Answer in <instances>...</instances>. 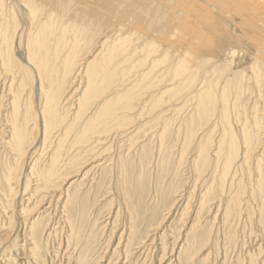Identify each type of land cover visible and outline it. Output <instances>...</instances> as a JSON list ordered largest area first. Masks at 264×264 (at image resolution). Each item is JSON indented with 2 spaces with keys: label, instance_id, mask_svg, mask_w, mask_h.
Here are the masks:
<instances>
[{
  "label": "bare ground",
  "instance_id": "6f19581e",
  "mask_svg": "<svg viewBox=\"0 0 264 264\" xmlns=\"http://www.w3.org/2000/svg\"><path fill=\"white\" fill-rule=\"evenodd\" d=\"M167 1L177 3V8ZM176 1L0 0V200L6 216L0 225V264L7 259L5 251L19 241L22 254L17 257H26L28 263L48 264L54 256V264H101L103 259L106 264H130L137 251H153L171 234V252L164 246L160 257L169 252L172 256L179 248L171 260L175 264H264V0H192L199 3L195 7L184 3L190 11L195 8V26L187 20L193 26L188 32L184 29L188 36L178 35L175 26L171 31L182 36L183 42L195 32V40H188L193 46L183 44V51L175 48L180 38L174 47L166 36L164 40L148 37L151 41L142 33L139 39L146 38L139 44L129 43L131 37L122 35L130 21L123 12H129L130 19L138 18L140 12L141 16L155 12L158 22L168 15L165 19L171 23L179 22L177 14L183 11H188L187 18L194 14ZM128 4L135 10L125 11ZM104 11L121 14L118 22L124 17L127 22L123 19L115 26L117 16L110 13L114 23L110 19L111 24L102 28L109 17ZM177 22L179 28L186 24ZM156 39L167 40L171 48L162 42L153 45ZM160 49L175 53L170 56L175 77L170 81L178 82L181 91L193 90L195 113L179 124L175 139L169 136L167 124L161 134L149 138V143L157 139L154 180L149 178L148 184L139 174L131 186L126 178L115 187L119 207L105 226L109 222L112 226L109 244L116 238L118 242L99 256L91 240L96 237L92 225L98 224V218L93 223L90 211L104 196L100 191L108 174L117 166L126 170L123 153L117 151L115 166L109 172L103 169V178L88 192L64 193L91 172H100L110 157L103 153L115 148L116 138L134 131L132 125L150 114L152 105L155 109L168 100L172 103L170 93L180 92L176 85L162 83L159 76L157 82L150 78L157 61L153 53H161ZM139 50L146 52L140 55ZM190 59H195V65H189ZM182 130L187 134L172 161L168 141L179 142ZM193 143L195 201L190 202L185 200L187 195L184 200V195L179 197L178 177ZM143 157L140 170L147 160ZM171 168L168 182L163 173ZM22 179L24 186L19 183ZM112 180L116 179L111 175L109 184ZM60 189L64 191L54 203ZM22 191H28L27 197L20 196L22 207L15 210L13 204ZM52 208L63 216L64 235L52 227L54 217L40 228ZM186 216L191 218L189 223ZM184 227L186 233L181 231ZM46 231L50 237L61 236L54 255H47L43 248L41 236Z\"/></svg>",
  "mask_w": 264,
  "mask_h": 264
},
{
  "label": "rangeland",
  "instance_id": "374dc122",
  "mask_svg": "<svg viewBox=\"0 0 264 264\" xmlns=\"http://www.w3.org/2000/svg\"><path fill=\"white\" fill-rule=\"evenodd\" d=\"M178 1V0H177ZM176 1V2H177ZM181 1V3L178 1V4H182V2H183V4L184 3H186V4H189L191 7H195L194 5L195 4H198L199 5V3H195V1H192V0H189V1H191V2H189L188 1V3L187 2H185V1H183V0H180ZM160 3V2H159ZM171 3H173L174 4V2L172 1H170V4ZM167 5H170V4H168V1H167V3H166ZM176 4L177 3H175L174 5H175V7H176ZM186 4H184V5H186ZM174 5H172L171 4V7L172 6H174ZM127 6H129V10H125V11H131V10H135V6L133 5L132 7H130V5L128 4ZM140 7V6H139ZM162 7H164V4H163V6ZM170 8V6H166V8L167 9H169ZM174 7V8H175ZM187 5H186V7H185V9H187ZM191 7H190V9H189V7H188V9H189V11L191 10ZM165 8V7H164ZM177 8V7H176ZM131 9V10H130ZM137 9H138V7H137ZM140 9H142V7H140ZM184 9V10H185ZM193 11V10H192ZM192 11H190V12H192ZM194 11H195V8H194ZM194 11L192 12V13H194ZM105 13H103L105 16L107 15V16H109L108 14H110V13H107L108 11H104ZM177 12V10H175V13ZM185 12H187L188 13V11H185ZM184 11H183V13H182V16H181V13H178L177 15H179V16H177V17H179V19H178V21L179 22H177V20H175L176 22H177V24L178 23H181L182 25H183V23H186V24H184L183 25V27L181 26V28H179L178 26H179V24L178 25H176V23H175V21L174 20H172V23H171V20H170V22H168L169 21V18L166 20L165 18L168 16H166V17H164V19H162L161 20V22H158V21H160L159 19H157V18H155L157 15H156V13L155 12H153V13H155V15L153 14V16L154 17H151L152 16V14L150 13L149 15L150 16H145L144 14L141 16L140 14L141 13H143V12H140V14L139 15H137V16H135V17H138V18H133V19H130L129 18V15H131L129 12H123V13H121L122 15H124V16H126L127 18H128V20H130V21H128L127 22V20H126V18L124 17V18H122V20L123 21H125V22H127V25H126V27L123 29V31L121 32L122 33V35H128V37H131L132 38V40H131V38L130 39H128V42H129V40H130V42H132V41H135V42H132V43H136V41H137V43L139 42V44H141V43H143V41H145V38L146 39H149V38H158V37H160V39L162 38V37H164V36H166V38L165 39H167L168 38V41L169 42H171L172 43V45L174 46V44L175 43H177V42H179V44H178V47H175V48H178V50H180V51H183L184 49H186V48H184V47H181V46H184V45H192L191 43H189L190 41H188V40H191V41H193V39L195 40V32H193V33H191V34H193V36L194 37H192L191 39H185L186 41H182V39H181V37L182 36H178L177 37V35H176V33L174 32H171V31H175L174 29H177V31H179L177 34L179 35V34H181V35H184V34H186V32H184L183 33V31H184V29H185V31H187L188 32V27H193V26H191V25H189V24H194V26H195V13L192 15L190 12H189V14L188 15H190V17L189 18H187L188 16H187V13H185ZM107 13V14H106ZM186 14V18H184L185 17V14ZM111 14H113V16H117L116 18H114V17H112L111 15V17L109 16V17H105V20H104V22H103V25H102V28H104L107 24H111V20L113 19L114 20V22L116 23V25L115 26H118L121 22H123L121 19V22L119 23L118 22V20H117V18H118V16L120 15V17L119 18H121V14H117V13H111ZM115 14V15H114ZM140 17H142V20H141V18ZM144 17V18H143ZM193 17V18H192ZM118 18V19H119ZM185 19V21H181V19ZM106 19L108 20L107 22H106ZM111 19V20H110ZM116 19V20H115ZM134 19H139V21H135ZM158 21H157V20ZM171 19V18H170ZM192 21H191V20ZM113 20H112V23H114L113 22ZM187 20H189V21H191V23L189 22V21H187ZM194 20V21H193ZM164 21V22H163ZM174 21V22H173ZM109 22V23H108ZM129 22L131 23V24H129ZM156 22H158V24L156 23ZM188 22H189V24H188ZM119 23V24H118ZM134 23V24H133ZM155 23V24H154ZM167 23H169V24H167ZM171 23V24H170ZM174 23V25H172ZM106 24V25H105ZM126 24V23H125ZM133 25L134 27H129V25ZM157 24V25H156ZM161 24V25H160ZM180 24V25H181ZM105 25V26H104ZM109 25H107V26H109ZM114 25V24H113ZM138 25V26H137ZM156 25V26H155ZM189 25V26H188ZM104 26V27H103ZM172 26H175L174 27V29L172 28ZM135 27H137L136 29H135ZM178 27V28H177ZM110 28V27H109ZM127 28H131V29H128L127 30ZM139 29V30H138ZM141 29V30H140ZM188 29V30H187ZM130 30H132V31H130ZM136 30V31H135ZM156 30H158V31H156ZM133 31H135V32H137V33H134ZM140 31H142V32H140ZM124 32H126V33H124ZM128 32V33H127ZM155 32V33H154ZM182 32V33H181ZM142 33H147L146 35V37H145V35H144V38H140L139 39V37H143V36H141V34ZM157 33V34H156ZM166 33H168V34H166ZM138 34V35H137ZM175 34V36H174V39L172 38L173 37V35ZM140 35V36H139ZM143 35V34H142ZM172 35V36H171ZM187 35V34H186ZM185 35V37H187ZM153 36V37H152ZM154 36H157V37H154ZM149 37V38H148ZM135 38H137V40L135 39ZM178 38H180V40L178 41ZM142 39H144V40H142ZM151 39H149V40H151ZM154 39H152V40H154ZM159 39V38H158ZM163 39V38H162ZM171 39H173V40H176V41H170ZM139 40H141V42L139 41ZM151 40V41H152ZM164 40V39H163ZM146 41H148V40H146ZM155 41H157V43L155 42ZM154 42H155V44H154V42H153V45H156L157 44V46H158V43H163V41H161L160 42V40H155ZM183 43H182V42ZM129 42V43H130ZM170 43V44H171ZM139 44H137V45H139ZM163 44H165V46L167 47L168 45H167V40L166 41H164V43ZM162 44V46H164ZM169 44V43H168ZM170 44H169V46H170ZM184 44V45H183ZM176 46H177V44H175ZM165 46L164 47H162V48H165ZM168 46V48H171V46L169 47ZM193 46V45H192ZM174 47H173V50L172 49H169V50H166V51H169V53H171V51L170 50H172V51H174ZM182 48V50H181V48ZM188 47V46H187ZM161 48V49H162ZM146 49V48H145ZM160 49V51H161V53L159 52V54H158V52L156 53V54H154L153 53V55H154V57H155V59H157V61L156 62H154L153 63V65H152V67H151V69H150V78L151 79H156V82H157V77L160 79V80H163L164 82H162V83H165V84H167V85H176L175 87L177 88V86L178 85H180V84H178V82H173V81H170V80H172V78L174 77L173 75H172V72H171V69L173 68L172 67V57L174 56V54L175 53H171V55L168 53L167 54V56L165 57L164 56V52L166 53V51H163L162 52V50ZM146 51H140L139 50V54L140 55H142V54H144ZM175 52V51H174ZM195 52V51H194ZM158 55V56H157ZM173 55V56H172ZM162 56V57H161ZM170 56H172V57H170ZM154 57H152V59H154ZM170 57V58H169ZM166 58V59H165ZM168 58V59H167ZM165 59V60H164ZM160 60H162V61H160ZM169 60H171V61H169ZM190 60H192V62L191 61H189V65H191L192 63H194V65H195V59H190ZM165 63H164V62ZM158 65V66H156V64ZM160 63V64H159ZM164 63V64H163ZM154 64H155V66H154ZM163 65V66H162ZM194 65H192V66H194ZM155 68H154V67ZM160 66V67H159ZM172 67V68H171ZM153 72H152V71ZM155 76V77H154ZM173 76V77H172ZM161 77H164V78H161ZM175 78V77H174ZM178 78V77H177ZM179 80H181V77H179ZM178 80V81H179ZM172 83H174V84H172ZM188 87H194L193 85H190L189 84V86ZM178 89V91H180L179 93L177 92V90L175 89L174 90V92H171L170 94H171V96H172V98L170 99V102H171V100H172V103H169L168 101H166L167 102V105H165V103L166 102H163V104L161 105V106H159V107H156L155 109L154 108H152V106H151V110H152V112L150 113V114H147V115H145L147 118H145V116L144 117H141V118H138V120H136V122L134 123V125H132L133 127H132V130H133V128L135 127L136 129L134 130V131H131L132 132V134H131V132L129 133V135L128 134H126V135H124V134H122V136H119V138H116L115 139V142H116V144H115V148L113 147L112 149H111V151L109 150V151H107V152H104L103 154H105V156L106 157H108V155L110 156V157H108L109 159H108V161L102 166V169H101V171L99 172V171H97V170H95V171H93V172H91L90 174H88L87 175V177H84V179H82L81 181H79L77 184H75L73 187H70L69 189H68V186L69 185H66V186H64V188L66 189H68L67 190V192L66 193H64L65 194V196L66 195H68V194H71V193H73V192H75V191H80L81 192V190H82V192H83V194H85L86 192H88V190L90 189V186L91 185H96V184H98L99 183V181H100V179H102L103 178V169H108V172H109V170L111 169V167H113V166H115V160H113V157L114 156H116V153H117V151L119 150L121 153H123V156L125 157V166H126V170H122V168L119 166H117L112 172H110L109 174H108V179H107V183H106V185H105V187L103 188V189H101V191H100V193H103L104 192V196L103 197H101L100 198V200H99V202H97V204H96V206H94L93 207V211H90V213L92 214H90V217L92 218L91 220H93L92 222L94 223L95 222V218H98V224H93L92 225V229H93V231H94V233H95V235H96V237H92L91 238V240H92V244H93V247H95V249H96V251H98V254H99V256L100 255H103V253H105V250H106V248L108 249V247H112L111 245H113V248H115L116 247V245H117V242H118V238H116L115 239V242L113 241V243L112 244H109V241H108V234H109V230H110V232H111V224H110V222L108 223V226H105V224L108 222V221H113L114 220V218H115V212L117 211V207H119V205H118V202H119V198H118V194L119 193H116L115 191V187L116 186H119V183H120V181H122V180H125L126 178L128 179V182H129V185L131 186L132 185V183H134V179L135 178H137V176L139 175V174H144L143 176H144V180L146 181V183H148V181H149V178H150V180L153 178V175H154V178L158 175V173L156 172L157 171V168H155L157 165H155V160L157 161V159L159 158V157H156V153H155V145H154V141L156 140L157 141V139L155 138V140L153 139V141H151V143H149L150 142V139L149 138H151L152 136H153V134L155 135V134H157V135H159V134H161L160 132L162 131V127H164V125L165 124H167V126H168V128H169V131H168V134H170L169 136L171 137V138H176V136H177V132H178V128H179V124H181L183 121H185V120H188V119H190L191 118V115H192V113L195 111V100H194V95L192 94L193 93V90L192 89H190V88H183V91H181L182 89H181V87H178L177 88ZM181 89V90H180ZM185 90V91H184ZM191 91H192V93H191ZM173 93V94H172ZM183 93V94H182ZM191 93V94H190ZM173 95H174V97H173ZM177 95V96H176ZM180 95V97H178ZM192 95V96H191ZM176 97V98H175ZM191 97V98H190ZM173 98L174 99H176V100H173ZM184 100V101H183ZM191 100V101H190ZM178 103V104H177ZM154 104V103H153ZM170 104V105H169ZM165 106H167V107H165ZM170 106L172 107V108H170ZM180 106V107H179ZM154 107V106H153ZM161 107V108H160ZM158 108V109H157ZM160 109V110H159ZM163 109H165V110H163ZM175 109H177V111L175 110ZM161 110H162V112H161ZM160 112V113H159ZM159 114V115H162V116H159V115H156V114ZM195 113V112H194ZM186 114V115H185ZM174 115V116H173ZM169 116V117H168ZM173 116V117H172ZM188 116V117H187ZM148 117H149V119H148ZM159 117V119H156V118H158ZM142 118H145V121H144V119H142ZM194 119H195V117H194ZM140 120V121H139ZM141 120H143L142 122H141ZM147 120V121H146ZM170 120V122H168ZM162 121V123L160 124V122ZM163 121H165V122H163ZM140 122V123H139ZM146 122V123H145ZM135 124H136V126H135ZM141 124V125H140ZM145 124V125H144ZM144 125V126H143ZM163 125V126H162ZM159 129V130H158ZM134 132V133H133ZM159 133V134H158ZM180 134H182L180 137H179V142L177 141V143H174V142H172V140L171 139H169V141H168V146H172V154H171V158H172V161H175L176 160V158L178 157V153L181 151V147H182V140H183V138H185L186 137V130H182L181 132H180ZM179 134V135H180ZM156 135V136H157ZM125 136V137H124ZM122 137H124V138H122ZM154 137V136H153ZM119 139V140H118ZM144 139V140H143ZM181 139V140H180ZM121 140V141H120ZM195 141V140H194ZM114 142V143H115ZM113 143V144H114ZM180 143V144H179ZM175 144V145H174ZM179 146V147H178ZM121 147V148H120ZM145 148V150H144V148ZM176 147H178V148H176ZM188 150L189 151H191V153H189L188 155H187V158H185V162L183 163V165H182V169H181V171H180V176L178 177L179 178V181H180V183H181V192H180V194H179V197L180 198H182L181 196H183L184 198H183V200L185 199V197H186V195L187 196H189V197H186V199L185 200H187V199H189L190 200V202L192 201V202H194L195 200V189H194V187H193V185H195V173L193 172V168H192V161H193V159H194V156H195V143H193V144H191V146L188 148ZM138 152V153H137ZM108 153V154H107ZM107 154V155H106ZM126 154V155H125ZM139 156V157H138ZM146 157L147 156V160H146V163H145V167H143V169H141L140 170V158L141 157ZM156 158H155V157ZM143 157V158H144ZM154 158H155V160H154ZM148 159H150V163H148ZM153 159V160H152ZM190 159V160H189ZM107 160V159H106ZM105 160V161H106ZM138 160H139V163H138ZM111 165H113V166H111ZM192 169V170H191ZM170 172L169 173H163V175L164 174H166V178L168 179V182H169V180H170V178H171V176H172V168L169 170ZM168 172V171H167ZM157 173V174H156ZM98 174V175H97ZM91 175V176H90ZM111 175H112V177L114 178L115 177V179L116 180H112L111 182H110V184L112 185V182H113V185L111 186L110 184H109V181L111 180ZM99 176V177H98ZM136 176V177H135ZM81 178V177H80ZM154 178H153V180H154ZM98 181V182H97ZM192 181V182H191ZM20 184H21V186H24V180L22 179L21 180V182H19ZM150 183V182H149ZM148 183V184H149ZM193 183V184H192ZM113 188V190H110V189H112L111 187ZM114 186V187H113ZM126 188H129V187H127L126 186ZM62 189V188H61ZM61 189H60V191H59V193L56 195V196H54V203L56 202V199L58 200V198L59 197H57V196H59L60 195V193L62 192V191H64V189L61 191ZM185 189V190H184ZM26 190H28V189H26ZM28 191H22V192H20L18 195H17V198L15 199L16 200V202L13 204L14 205V208L16 207L17 209H20L21 207H22V205H21V203L23 202L22 201V199H24V198H26L27 196L25 195L26 193H27ZM70 192V193H69ZM81 192V193H82ZM106 192V193H105ZM113 192V193H112ZM184 192V193H183ZM68 193V194H67ZM187 193V194H186ZM190 193V194H189ZM192 194V195H191ZM19 196V197H18ZM20 196H21V198H20ZM111 197V198H110ZM115 197V198H114ZM117 198V200L115 201V199ZM112 199V201H110ZM193 199V200H192ZM20 200V201H19ZM21 202V203H20ZM116 202V203H115ZM109 203H113V204H109ZM17 204V205H16ZM114 205V206H113ZM59 206V205H58ZM0 225L2 224V222H4L5 221V219H6V216H5V211H4V209H2L3 207H2V202H1V200H0ZM46 207V206H45ZM44 207V208H45ZM16 208H15V210H16ZM116 211H115V210ZM1 210L3 211V212H1ZM11 210V209H10ZM112 211H113V213H112ZM52 212V213H51ZM54 212V210H53V208L51 209V211L48 213V212H46L45 213V217H44V219H43V221H42V223H41V227L40 228H43V225H45L44 223H47L48 221H49V219L51 218V217H54V218H51V225H52V227H53V225H54V229L56 228V230H58V231H60V235H61V233H63L62 235H64V219H63V216L60 214V213H58L57 214V212H55V213H53ZM96 213V214H95ZM56 214V215H55ZM175 215H177V213H174V218H175ZM96 216V217H95ZM111 216V217H110ZM114 216V217H113ZM189 216V215H188ZM188 216H186L185 218H188ZM173 217L170 219V221L168 222L169 224H171V222H172V220L174 219ZM62 219V220H61ZM190 219L191 218H188V219H186L187 220V222L186 223H189V221H190ZM53 220V221H52ZM101 220H103L102 222H101ZM55 221V222H54ZM99 221H100V223H99ZM106 221V222H105ZM60 222V223H59ZM121 221H119V222H117V223H114L113 225L114 226H116L118 223H120ZM54 223V224H53ZM62 223V224H61ZM167 223V224H168ZM176 222L174 221L173 222V224H175ZM168 224V225H169ZM180 224V223H179ZM47 225V224H46ZM45 225V226H46ZM57 226V227H56ZM105 226V227H104ZM104 227V228H103ZM60 229V230H59ZM53 230V229H52ZM105 230V231H104ZM176 230V229H175ZM50 231V230H49ZM182 232H184V233H186L187 232V230L185 229V227L181 230ZM181 232V233H182ZM103 233H105V234H103ZM177 233H179V232H177ZM107 234V235H106ZM180 234V233H179ZM104 236V237H103ZM171 236H172V234H171ZM170 235H169V239L167 238L168 236H165L163 239H162V241H159V243L157 244V249H155V250H153V251H148V252H143V251H137V253H135V255L132 257V259H133V261L130 263V264H168L169 263V261H171L172 260V258H175V254H176V251H179L178 249H176L175 251H174V254L172 255V256H170V250L172 249V247H173V240H172V238L173 237H171ZM183 236V235H182ZM182 236H180V240H181V238H182ZM60 238L61 236H57V238ZM41 238H43V240H42V245H44V249H45V251H46V253H47V255L49 254H51V255H54L53 253V251H54V248L56 249V243H58L57 241H58V239L56 238V237H54V236H51L50 237V234H49V232H47L46 231V233H44L42 236H41ZM171 238V239H170ZM46 239V240H45ZM57 239V240H56ZM174 239V238H173ZM22 240V239H21ZM85 240V243H89V241H88V239H84ZM19 243L20 244H17V245H15L13 248L11 247V248H9V249H7L6 251H5V254L6 255H8V256H6V261H5V263L4 264H34V263H28L27 261H29V260H27L26 262H25V258L26 257H17V255H19V254H22L21 253V250H20V248L18 247V246H21L22 244H23V242H20L19 241ZM116 243V244H115ZM55 245V246H54ZM109 245V246H108ZM108 246V247H107ZM164 246H167L169 249V253H168V255H166L165 257H163L162 258V256L160 257V253H161V251L163 250L162 248H164ZM63 249L65 250V248L63 247ZM17 250H19V251H17ZM110 251V250H109ZM108 251V252H109ZM10 252V253H9ZM20 252V253H19ZM49 252H51V253H49ZM4 253V252H3ZM3 253L1 254V255H3ZM146 253V254H145ZM98 254H96V257H98ZM9 255L11 256V258H9ZM111 255V254H110ZM110 255H109V257H110ZM20 256V255H19ZM13 257V258H12ZM50 257H52V256H50ZM61 258V253L58 255V257H57V259L58 258ZM95 257V258H96ZM144 257V258H143ZM2 257L0 256V259H1ZM52 258H54L53 260H52ZM51 259L49 258L48 259V261L50 260V262H48V264H54V263H56V258L53 256ZM59 258V259H60ZM113 258H117V255L116 256H114ZM168 258V259H167ZM28 259V258H27ZM58 259V260H59ZM21 260H24V261H21ZM143 260V261H142ZM168 260V261H167ZM54 261V262H53ZM18 262V263H17ZM103 263H101V264H106L107 262H105L104 261V259H103V261H102ZM171 262H173V261H171ZM171 264H175V261L173 262V263H171Z\"/></svg>",
  "mask_w": 264,
  "mask_h": 264
}]
</instances>
